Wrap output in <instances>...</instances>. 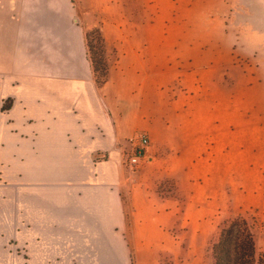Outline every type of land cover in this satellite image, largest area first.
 Here are the masks:
<instances>
[{
	"label": "crops",
	"instance_id": "0c3cea01",
	"mask_svg": "<svg viewBox=\"0 0 264 264\" xmlns=\"http://www.w3.org/2000/svg\"><path fill=\"white\" fill-rule=\"evenodd\" d=\"M112 3L80 2V21L76 0H0V160L6 179L0 184V237L20 249L21 258L14 264H131V255L145 264L142 256L167 251L177 255L171 230L194 220L189 209L195 204L189 202L184 179L189 161L237 155L238 105L231 81L235 83L237 70L247 80L253 75L247 63H238L236 52H242L236 44L242 39L240 47L256 49L261 44L247 38L253 33H261L264 43V0H198V5L211 8L204 12L207 24L199 25L204 38L159 44V52L151 40L150 25L156 23L145 18L146 42H114L129 49L119 51L118 67L98 87L86 31L91 16L98 15L109 42L105 27L113 15ZM224 6L228 21L221 28L225 13L219 9ZM172 16L166 29L171 32ZM186 29L193 31L189 25ZM116 30L121 32L120 27ZM141 48L147 49L145 55ZM178 62L188 67L174 69ZM157 63L167 68L156 72ZM124 64H136L133 81L122 72ZM145 65L149 74L144 76ZM222 74L229 89L212 88L207 81ZM174 77L181 80L179 93L168 87ZM160 78L163 86H157ZM149 84L154 86L153 109L145 115ZM158 94L167 97L161 123L153 114ZM6 102L9 108L3 111ZM141 133L150 137L141 168L148 172L160 156L180 160L185 202L158 199L152 184L142 180V169L130 174L124 165L128 139ZM257 140L239 137L244 144H264V137ZM257 151L264 160V147Z\"/></svg>",
	"mask_w": 264,
	"mask_h": 264
},
{
	"label": "rangeland",
	"instance_id": "374dc122",
	"mask_svg": "<svg viewBox=\"0 0 264 264\" xmlns=\"http://www.w3.org/2000/svg\"><path fill=\"white\" fill-rule=\"evenodd\" d=\"M76 1L79 4L84 0ZM112 1L114 5L110 4L109 11L112 12L113 15L110 17L108 25L105 27L108 31L106 34H108L109 42H107L105 34L101 30L102 22L101 17L98 15L91 16L92 23L88 25L86 31V37L89 34L88 37L92 44L95 60L97 62L98 60L105 61L104 63L108 69L107 76H103L102 73L98 72L96 74L97 78L94 77L98 87L104 86V84L109 81L111 72L115 70L116 66L118 67L119 64H117V62L120 60L119 55L121 54L119 51L126 53L129 49L123 47L117 48L112 45L114 42H120V46L122 45L121 42L130 40L142 43L146 42L148 37L145 30V18H147V21L149 20L152 22V25L156 23V26L152 27L150 25L152 29L151 40L153 41L155 50L159 52L160 45L164 46L166 43L168 45L170 42L172 45H178L181 40L187 39L188 36L195 40L203 39L204 34L201 31L202 27L199 25L207 24V22H203L205 17L208 16L204 15V12L206 13L211 9H206L198 5V0ZM115 2H119V4ZM78 4L76 5L78 6ZM145 4H149L152 15L157 14L156 19L158 20H153L154 16L151 17L148 7ZM79 5V9H76L78 14L77 18L82 21L83 14H81L80 10L81 4ZM226 8L227 7L224 6L219 9L222 14L223 12L225 13L220 22L221 28L224 27V22L228 21ZM166 13L167 16H165ZM172 14V20L170 21L173 31L171 32L166 29L171 25L168 19ZM237 18H239V21L243 20L240 14ZM188 25L189 28H193V31H186ZM118 27H120L121 32L116 30ZM204 32L205 35H209L210 33L207 30ZM261 35V33L247 35L248 40L253 41L254 44H261L258 46L256 45V49L254 50L240 47L243 46L240 43H244L242 39H238V43L236 44L242 52L240 55L239 51L236 52L238 55L237 61L242 64L247 63V67L250 73H252L253 79L247 80L242 78L239 70H237L238 74L234 76L235 83L231 81L230 90L235 89L238 105V141L236 143L237 155L234 156L235 159L230 158L228 154L223 155L220 153L219 160L201 159L198 161V164L197 161H189L188 176H184V179L188 183L189 202L190 204H195L190 205L189 209V214L194 217V220H184L183 223H177L176 226L173 227V230H171L173 236L172 244L174 248H177V250L179 249L177 255L175 253L170 254L167 251L160 256H142L141 259H145V264H214L212 246L218 238L221 225L230 219L238 217L247 219L251 224L256 241L257 253L258 255L264 253V160L263 155L259 158V156H256L258 151L254 152L255 148L264 147V144L260 143L258 144L259 146H255L253 143L244 144L239 141L240 136L244 139L247 138L248 141L251 142L258 141L257 138L260 136L264 137V46L262 47L264 43H262L263 37H261ZM240 40L242 41L239 42ZM252 45L249 47H252ZM177 47H174V50L180 51V48ZM141 50V56L145 55L147 49L141 48ZM134 66H136V64L122 65V72L126 70V72L131 75L129 76L131 81L136 79L132 76ZM139 66L141 67L142 64H139ZM145 66L146 69L142 70L144 76L149 74L147 65ZM153 66L156 72L164 71V69L167 68L166 65L160 63L153 64ZM1 67L2 65H0V68ZM183 67H188V64L178 62L173 65V68H178L179 71ZM224 74H222L217 81L208 80L207 82L216 90L219 88L228 90L229 81H225L223 77ZM232 75H234V71H231V76ZM256 76H261V79H257ZM160 79L161 80L158 79L157 86H163L164 84L163 78ZM118 82L121 83L123 80H118ZM168 83V87L170 89L172 88L175 93L180 92L182 87L180 79L174 77L173 80ZM151 84H154V80L151 81ZM152 87L154 86L150 84L147 87L146 99L143 107V114L145 115L150 114L153 109L152 100L154 98V89ZM155 98L158 101L155 107L157 112L154 111L153 114H158V122L161 123V119L165 115V112L161 111V109H163L162 105L164 106L165 103L163 100L167 97L158 94L155 95ZM8 104L9 102L5 105ZM241 124H244L246 127H241ZM256 125L262 127H256ZM148 138L150 140L149 136ZM259 152H261L260 149ZM129 153L130 138L128 139V147L123 152V162L130 174H136L143 166L145 160L138 168H131L128 163ZM245 156L252 157V160H245ZM180 162V160H169L160 156L153 167L147 168L149 169L148 172L146 169L145 171L141 168L142 180L152 184L156 190L158 199L161 197H171L176 201H180V203L186 201L184 191V196H182L180 188V184L184 186L180 176ZM219 164L220 167L218 168ZM213 165H216L217 169H214ZM203 182L204 184H202ZM5 183V164L2 159L0 160V184L4 185ZM182 206H184V204ZM1 240H3L2 243ZM4 240L2 235V237H0V264H14L16 260L21 258L20 249H17L14 241L5 242L6 240ZM165 241H167V239ZM130 258L131 264H141L136 255H131Z\"/></svg>",
	"mask_w": 264,
	"mask_h": 264
},
{
	"label": "trees",
	"instance_id": "16d2710c",
	"mask_svg": "<svg viewBox=\"0 0 264 264\" xmlns=\"http://www.w3.org/2000/svg\"><path fill=\"white\" fill-rule=\"evenodd\" d=\"M88 35L86 46L94 77L97 78L98 72L107 76L108 69L105 61L95 60ZM5 104L3 111L9 108V105ZM212 254L214 264H264V253L260 255L257 253L252 226L243 217L230 219L221 225L218 238L212 246Z\"/></svg>",
	"mask_w": 264,
	"mask_h": 264
},
{
	"label": "built area",
	"instance_id": "2783aa9c",
	"mask_svg": "<svg viewBox=\"0 0 264 264\" xmlns=\"http://www.w3.org/2000/svg\"><path fill=\"white\" fill-rule=\"evenodd\" d=\"M150 140L147 135L139 134L130 138V153L128 163L131 168H138L145 158Z\"/></svg>",
	"mask_w": 264,
	"mask_h": 264
}]
</instances>
